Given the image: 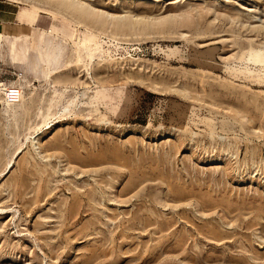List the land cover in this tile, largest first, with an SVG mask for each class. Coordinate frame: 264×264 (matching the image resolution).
Segmentation results:
<instances>
[{"label": "rangeland", "instance_id": "1", "mask_svg": "<svg viewBox=\"0 0 264 264\" xmlns=\"http://www.w3.org/2000/svg\"><path fill=\"white\" fill-rule=\"evenodd\" d=\"M0 7V264H264V0Z\"/></svg>", "mask_w": 264, "mask_h": 264}, {"label": "crops", "instance_id": "2", "mask_svg": "<svg viewBox=\"0 0 264 264\" xmlns=\"http://www.w3.org/2000/svg\"><path fill=\"white\" fill-rule=\"evenodd\" d=\"M19 7V10L16 14V21L13 25L19 24L21 26H26L27 27V15L29 14L28 12H30V10H32V7L30 6H20V4H17ZM0 9H2V7H0ZM4 11L0 10V14H3ZM6 15H8V12H5ZM41 14L47 15L50 18V26L47 28H41L39 26V19L41 17ZM21 16V19H18V16ZM3 17L2 15H0V18ZM8 19V18H7ZM52 21V22H51ZM9 21H1L0 25L1 26H6L9 25ZM52 23V24H51ZM5 24V25H3ZM30 27L33 29L32 31L37 33V31L40 32H53L52 34V40H61L62 42L68 43L71 40V28L70 26H68L67 24H65L63 21L59 20L57 17H55L54 15H51L49 13H44V12H40L38 11L37 15L35 16L32 24L30 25ZM38 34V33H37ZM51 40V41H52Z\"/></svg>", "mask_w": 264, "mask_h": 264}, {"label": "bare ground", "instance_id": "3", "mask_svg": "<svg viewBox=\"0 0 264 264\" xmlns=\"http://www.w3.org/2000/svg\"><path fill=\"white\" fill-rule=\"evenodd\" d=\"M64 1H67V2H74V1H76V0H64ZM78 4V8H80V9H83V5L81 4V3H79V2H77ZM115 19H117V18H115ZM33 21V19L32 18H29L28 19V22L29 23H31ZM78 36L79 35H77L76 37H75V39H77L78 38ZM252 51V50H251ZM60 54H61V50H60V47L59 46H56L55 48H53V47H49L44 53H42L41 55H40V57H43V59H44V64L51 70L52 69V67L54 68L58 63H59V56H60ZM261 57V56H260ZM249 58V57H248ZM264 58V57H263ZM251 59V58H250ZM256 59H259V60H257L258 61V63H261V65H262V63H264L263 62V60H261L260 58H258V56L256 57ZM56 74V73H55ZM45 76H47V75H45ZM19 88V87H18ZM20 89V88H19ZM21 90V95L16 99V100H14V101H18V100H20V99H22V97L24 96V92H23V90L22 89H20ZM5 92V91H4ZM3 92V93H4ZM5 99V98H4ZM6 100V99H5ZM7 101V100H6ZM8 103H11V102H9V101H7Z\"/></svg>", "mask_w": 264, "mask_h": 264}, {"label": "built area", "instance_id": "4", "mask_svg": "<svg viewBox=\"0 0 264 264\" xmlns=\"http://www.w3.org/2000/svg\"><path fill=\"white\" fill-rule=\"evenodd\" d=\"M21 95V90L16 86L8 87L3 93L4 98L9 102H14Z\"/></svg>", "mask_w": 264, "mask_h": 264}]
</instances>
